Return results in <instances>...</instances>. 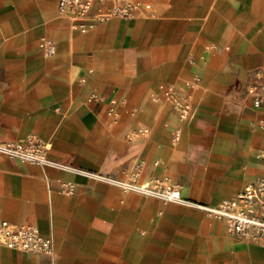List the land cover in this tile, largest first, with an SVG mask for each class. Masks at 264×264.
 Wrapping results in <instances>:
<instances>
[{
  "label": "crops",
  "instance_id": "crops-1",
  "mask_svg": "<svg viewBox=\"0 0 264 264\" xmlns=\"http://www.w3.org/2000/svg\"><path fill=\"white\" fill-rule=\"evenodd\" d=\"M134 1L132 16L82 32L59 17L60 0H0V142L50 141L55 162L0 153V219L53 242L52 255L0 244V264H264V244L195 205L218 206L264 174V110L250 94L264 82V0ZM170 86L192 102L183 123ZM139 158L142 179L168 177L183 201L88 175L121 178Z\"/></svg>",
  "mask_w": 264,
  "mask_h": 264
},
{
  "label": "built area",
  "instance_id": "built-area-1",
  "mask_svg": "<svg viewBox=\"0 0 264 264\" xmlns=\"http://www.w3.org/2000/svg\"><path fill=\"white\" fill-rule=\"evenodd\" d=\"M99 6L93 16L90 12L95 5ZM139 3L134 0H60L58 15L68 19L74 26H79L82 32L93 23L103 21L108 17L128 18L138 8ZM85 22H92L87 26ZM47 56L56 53V45L44 41ZM264 79V73H258ZM252 104L255 109L264 110V82L253 86L250 90ZM166 96L177 112L180 122L183 123L194 116L192 102L188 96L179 93L175 86H170ZM264 131V116L259 124ZM180 128L174 130V140L180 139ZM149 130L144 129L138 135H148ZM52 143L43 141L36 136H29L18 141H1L0 153L12 160L24 164L44 167L55 164L50 159ZM257 158L264 164V148L257 153ZM159 162H156L157 166ZM145 163L137 159L131 169L121 178L99 173H89L94 180L119 187L123 192H136L145 196L157 197L163 203L183 201L181 185L172 182L168 177H151L142 179ZM61 191L66 195L76 192V184L61 182ZM206 212L211 218L225 220L228 233L239 240L250 244H264V174L255 178L242 191L223 200L218 206L202 203L195 204ZM0 244L9 248L26 252L53 254V242L50 238L42 236L40 231L31 225L15 224L0 219Z\"/></svg>",
  "mask_w": 264,
  "mask_h": 264
}]
</instances>
